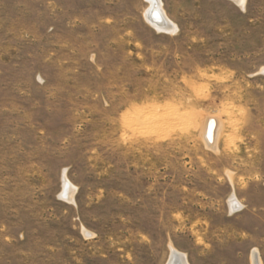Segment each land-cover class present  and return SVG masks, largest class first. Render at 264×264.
Returning <instances> with one entry per match:
<instances>
[{
	"label": "rangeland",
	"instance_id": "rangeland-1",
	"mask_svg": "<svg viewBox=\"0 0 264 264\" xmlns=\"http://www.w3.org/2000/svg\"><path fill=\"white\" fill-rule=\"evenodd\" d=\"M148 2L0 0V264H264V0Z\"/></svg>",
	"mask_w": 264,
	"mask_h": 264
},
{
	"label": "bare ground",
	"instance_id": "bare-ground-1",
	"mask_svg": "<svg viewBox=\"0 0 264 264\" xmlns=\"http://www.w3.org/2000/svg\"><path fill=\"white\" fill-rule=\"evenodd\" d=\"M148 1L150 2V8L147 11V18L153 25H155L159 29H166L174 26L172 21L168 18L165 10L162 8L161 0H148ZM233 1H236L242 7H244L246 3V0H233ZM170 29L173 30V28ZM134 113L139 116L142 115V111L139 110H136ZM219 128L220 125L216 117H209L207 119V122L202 132L204 139L207 141V144L208 143L212 145L215 144L219 134ZM64 185L65 188L68 190L69 194L71 193L72 195L73 186L72 183L66 177H64ZM230 202H231V207L233 209H238L241 206L235 196H232ZM251 262L252 264H262L257 249H254L252 252ZM166 264H190V262L188 261L187 255L184 252L179 251L177 248L171 245L170 257Z\"/></svg>",
	"mask_w": 264,
	"mask_h": 264
}]
</instances>
